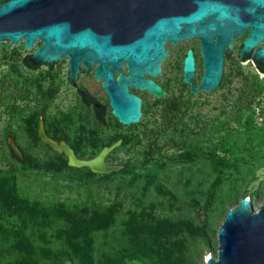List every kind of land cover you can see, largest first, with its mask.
<instances>
[{
  "label": "rangeland",
  "instance_id": "obj_1",
  "mask_svg": "<svg viewBox=\"0 0 264 264\" xmlns=\"http://www.w3.org/2000/svg\"><path fill=\"white\" fill-rule=\"evenodd\" d=\"M245 34L236 37L224 54L218 84L195 92H190L182 80L181 66L185 51L192 48L197 85L202 74L197 39L174 45L167 41L168 53L160 73L152 77L164 94L155 97L146 91L140 93L138 121L120 125L118 136L125 141L104 158V162L117 163L121 168L106 173L111 175L101 174L104 176L92 183L68 180L56 173L62 164L74 166L69 165L64 153L41 148L37 141L24 153L23 161H18L0 133V172L10 171L14 182V191L7 186L0 189V236L9 232L14 251L21 255L18 264H71L64 260L63 252L56 253L59 263H55L49 252L33 251L23 240L28 230L21 216L35 200L79 214L104 207L102 224L108 227L117 250L93 254V264H206L205 257H216L217 230L226 210L242 197L248 198L254 209L264 203V75L250 59L240 61L237 48ZM39 43L25 48L22 41H0V83H64L66 57L51 68L42 64L29 69L22 64L21 57ZM91 70L92 66L84 69L78 80L94 82ZM6 116L10 115L0 112V128ZM247 124L252 129H247ZM195 143L214 149L229 144L227 155L240 158L237 167L219 166L208 154L184 155L186 146ZM96 153L73 152L78 159ZM216 153L221 154V150ZM74 168L90 171L85 166ZM150 168H156L157 181L172 196L145 186L142 173ZM62 216L57 214L50 224L38 226L37 233L50 235L64 226L66 216ZM86 218L92 221L93 213H87ZM72 222L67 251L75 261L86 264V240L75 232L83 223L81 219ZM52 241V246L58 243V239ZM0 264H4L3 259Z\"/></svg>",
  "mask_w": 264,
  "mask_h": 264
},
{
  "label": "water",
  "instance_id": "obj_2",
  "mask_svg": "<svg viewBox=\"0 0 264 264\" xmlns=\"http://www.w3.org/2000/svg\"><path fill=\"white\" fill-rule=\"evenodd\" d=\"M245 36L237 48L241 60L250 59L264 75V0H5L0 2V41H22L31 48L39 45L22 63L33 68H51L67 58V79L73 84L80 64L93 68L109 97L113 115L124 124L138 121L140 99L125 84L146 89L154 96L164 94L152 77L168 49L197 39L202 74L195 85L194 60L188 48L182 58V80L189 91L210 90L221 77L224 54L236 37ZM124 63L126 74L122 72ZM118 70L115 80L112 73ZM145 74L148 77H145ZM62 151L69 165L87 167L106 174L118 171L117 163L104 162L115 147L110 144L88 159H78L68 149ZM20 157L17 151H11ZM70 157L74 160L69 162ZM206 264H264V203L256 209L248 198H240L226 210L217 230L216 257H205Z\"/></svg>",
  "mask_w": 264,
  "mask_h": 264
},
{
  "label": "flooded vegetation",
  "instance_id": "obj_3",
  "mask_svg": "<svg viewBox=\"0 0 264 264\" xmlns=\"http://www.w3.org/2000/svg\"><path fill=\"white\" fill-rule=\"evenodd\" d=\"M190 49L195 66V52ZM95 64L91 70L92 83L78 80L84 69H88L81 64L73 84L68 82L67 68L64 83H0V112L10 115L6 116L0 133L8 151L19 153L20 157L11 154L15 159L22 162L24 153L34 148V141L41 148L58 151L45 139L71 152H98L105 146L116 144L117 147L121 141H125V138L118 135L120 125L126 124L113 115L108 94L101 85L102 78H94ZM121 68L126 74L124 63ZM117 73L118 70L112 73L114 80ZM145 77L148 76L145 74ZM125 86L128 92L139 97L140 104L141 92L153 95L146 89L129 84Z\"/></svg>",
  "mask_w": 264,
  "mask_h": 264
},
{
  "label": "trees",
  "instance_id": "obj_4",
  "mask_svg": "<svg viewBox=\"0 0 264 264\" xmlns=\"http://www.w3.org/2000/svg\"><path fill=\"white\" fill-rule=\"evenodd\" d=\"M2 1L5 0H0V2ZM26 56L27 55L21 57V62L22 59ZM246 128L252 129V126L247 124ZM217 149L221 150V154L216 153ZM217 149L208 148L204 145L195 143L193 145H187L183 152L187 157H195L202 154H208L219 166L227 168L237 167L238 160L240 158L227 155V153L231 151L229 144H225L224 146ZM56 173L62 174L65 179L78 180L85 183H92L104 176L101 174L93 173L91 171L84 173L77 168L70 167L65 164H62L60 167H58ZM142 175L145 176V186H152L158 193L169 194L170 196H172V194H170V191L166 189L159 181H157L158 174L156 168L145 169ZM5 186L14 191L13 174L10 171L0 172V189L4 188ZM30 205L31 209L27 213L23 212L21 216L23 225L27 228L26 230H28L23 234V240L33 251L43 250L49 252L52 260H54L55 263H59L56 260L58 258L56 253L63 252L65 258L64 260L70 261L71 264H83L75 261L72 258L71 254L67 251L66 245L67 242H69L67 240V234L69 231V226L71 225V223L73 224L72 220L81 219L83 223L81 227H76L75 232L77 233L76 236L79 239L86 240L84 243V249L87 257L86 264H93V254L114 252L115 250H117L110 241L111 236L109 234L108 227L105 224H102V222L104 221L103 216L105 215L104 207L97 206L93 207L91 210L88 209L93 213L94 216V219L92 221H88L86 218V214L90 211H87V209L84 210L82 214L80 213L82 215L81 216L77 212H65L62 211L60 206L57 207L54 204H43L42 202L37 200L30 203ZM57 214H60V216H66V224L64 226L56 228L50 235H46L42 231L40 232V234L37 233L36 228L38 226L50 224L51 222H53L54 216H57ZM125 227H127V225H125ZM132 228L137 232L136 227ZM29 232L31 233L30 235ZM8 237L9 232H4L0 236V259H3L4 264H18L21 255H18V253L14 251V245L9 241ZM54 238L58 239V243L52 246L50 244L53 243L52 240ZM40 264L47 263L42 262Z\"/></svg>",
  "mask_w": 264,
  "mask_h": 264
},
{
  "label": "bare ground",
  "instance_id": "obj_5",
  "mask_svg": "<svg viewBox=\"0 0 264 264\" xmlns=\"http://www.w3.org/2000/svg\"><path fill=\"white\" fill-rule=\"evenodd\" d=\"M65 148V147H63ZM66 149V148H65ZM68 153H70V150H67ZM74 160L70 157V154H69V162H73Z\"/></svg>",
  "mask_w": 264,
  "mask_h": 264
},
{
  "label": "built area",
  "instance_id": "obj_6",
  "mask_svg": "<svg viewBox=\"0 0 264 264\" xmlns=\"http://www.w3.org/2000/svg\"><path fill=\"white\" fill-rule=\"evenodd\" d=\"M0 77H1V73H0Z\"/></svg>",
  "mask_w": 264,
  "mask_h": 264
}]
</instances>
